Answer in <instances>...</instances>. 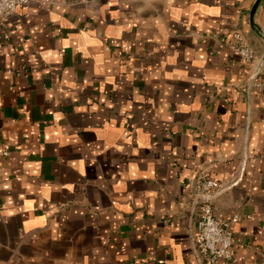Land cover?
Segmentation results:
<instances>
[{"label": "crops", "instance_id": "obj_1", "mask_svg": "<svg viewBox=\"0 0 264 264\" xmlns=\"http://www.w3.org/2000/svg\"><path fill=\"white\" fill-rule=\"evenodd\" d=\"M254 1L46 0L0 21V264H205V178L216 219L237 216L215 264H264Z\"/></svg>", "mask_w": 264, "mask_h": 264}, {"label": "built area", "instance_id": "obj_2", "mask_svg": "<svg viewBox=\"0 0 264 264\" xmlns=\"http://www.w3.org/2000/svg\"><path fill=\"white\" fill-rule=\"evenodd\" d=\"M46 0H0V21L13 14L17 7L28 4H44ZM231 49L235 51L244 64L252 65L256 59V52L247 44L243 33H232ZM257 88L264 89V69L259 81L255 82ZM3 156L8 155V149L3 148ZM222 191L221 186L209 178L203 179L197 188V195L201 201L197 205V225L194 245L198 257L205 264H215L221 260L226 263L232 261L233 238L230 231L231 223L237 221V216L229 222L216 219L212 200Z\"/></svg>", "mask_w": 264, "mask_h": 264}, {"label": "water", "instance_id": "obj_3", "mask_svg": "<svg viewBox=\"0 0 264 264\" xmlns=\"http://www.w3.org/2000/svg\"><path fill=\"white\" fill-rule=\"evenodd\" d=\"M262 0H255L250 10L247 12L248 19H249V27L251 32L257 36L264 45V33L260 30V28L255 24L254 22V15L256 11L258 10L259 6L261 5ZM264 69V52L261 55V57L258 59L255 70L253 71L251 77H250V85L256 80V78L261 74L262 70ZM201 201V198L195 202V206L198 205V203Z\"/></svg>", "mask_w": 264, "mask_h": 264}]
</instances>
